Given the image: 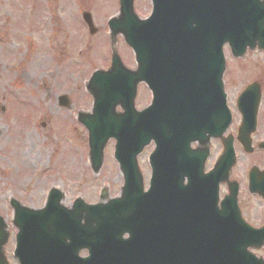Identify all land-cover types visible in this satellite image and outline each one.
I'll return each instance as SVG.
<instances>
[{
  "label": "water",
  "instance_id": "95a60500",
  "mask_svg": "<svg viewBox=\"0 0 264 264\" xmlns=\"http://www.w3.org/2000/svg\"><path fill=\"white\" fill-rule=\"evenodd\" d=\"M151 3V16L139 20L133 0H119V16L108 22L111 67L92 74L86 86L91 114H78L88 133L94 174L106 143L115 140L114 159L124 181L120 197L96 205L77 199L66 209L60 205L62 193L51 189L38 211L12 200L19 264H262L247 249L263 245L264 228L255 231L240 220L235 185H228L229 195L220 203L222 209L217 207L218 185L235 163L231 139L223 140L224 153L207 175H202L205 152L199 155L190 144L205 146L228 128L222 48L227 44L234 58H242L247 49H264V0ZM82 18L94 34L90 15ZM118 35L132 49L136 71L124 68L115 52ZM140 83L153 98L148 109L136 112ZM259 101L256 84L237 101L242 116L237 139L247 153L252 152L249 135ZM62 104H68L66 99ZM117 106L123 113L115 112ZM150 141L155 149L144 192L136 158ZM248 190L264 199V172L252 169ZM105 198L103 192L100 200ZM4 228L0 219V264H7ZM82 249L88 250L85 259L77 256Z\"/></svg>",
  "mask_w": 264,
  "mask_h": 264
},
{
  "label": "rangeland",
  "instance_id": "374dc122",
  "mask_svg": "<svg viewBox=\"0 0 264 264\" xmlns=\"http://www.w3.org/2000/svg\"><path fill=\"white\" fill-rule=\"evenodd\" d=\"M139 19L149 16L150 0H133ZM91 16L95 33L90 35L82 14ZM118 13V0H0V218L8 235L2 248L7 264H17L13 257L16 228L9 202L17 201L31 210L41 209L47 192L56 188L63 193L62 206L69 208L76 198L86 204L99 202L100 192L108 200L117 198L123 177L113 159L114 141L103 151V163L97 174L88 162L87 132L77 122L79 113L90 114L92 100L86 85L94 71L109 68L110 51L107 21ZM116 54L122 64L134 70L131 50L122 38H116ZM223 75L226 103L233 114V125L226 135L236 136L239 124L236 100L253 81L261 87L258 112L264 111V51L247 52L243 59L231 57L224 48ZM66 95L70 105L63 108L57 98ZM150 103L145 86L140 85L136 110ZM116 111L120 113L119 108ZM262 136L256 126L252 146ZM236 165L230 181L236 180L241 191L238 201L250 211V220L259 223L261 201L250 196L242 185L248 162L264 170V152L245 155L235 143ZM153 146L144 149L137 163L147 187V157ZM219 144L211 147L209 167ZM225 194V187L220 197ZM256 256H264L258 254Z\"/></svg>",
  "mask_w": 264,
  "mask_h": 264
},
{
  "label": "flooded vegetation",
  "instance_id": "af4514ba",
  "mask_svg": "<svg viewBox=\"0 0 264 264\" xmlns=\"http://www.w3.org/2000/svg\"><path fill=\"white\" fill-rule=\"evenodd\" d=\"M57 101H58V104L60 105V103H61V96L57 98ZM258 113H261V112H258ZM258 115H259V114H258ZM257 125H259V127H261V132H262V131H263V126H262V122H261V117L258 118ZM214 142H217V141H215V140H210L209 145H208V147H209V155H208V158H207V160H206V162H205V169H204L205 172H207L208 170H210V168L212 167V165H213V163H214V161H213L212 164H211L209 167H207L208 162H209L208 160H209L210 157H211V147H212V144H213ZM262 206H263V205H262ZM239 208H240V213H241V217H242V219H243L248 225H250L251 227H253V228H255V229H260V228H262V227L264 226V214L258 216V219H259L258 221H259V223L256 225V224H254V223L250 220V211H247V212H246V210L244 209V207L242 208L241 205H239ZM262 208H264V206H263ZM68 242H69V241L66 240V244H67ZM65 249H66V248H65ZM256 252H257V251H254V254H256ZM263 252H264V246L260 249V251L258 252V254L260 255V254H262ZM87 255H88V252H87L86 249H84V251H81V253L79 254V256L82 257V258L87 257ZM259 257H260V259H262L263 262H264V256H263V257H262V256H259Z\"/></svg>",
  "mask_w": 264,
  "mask_h": 264
},
{
  "label": "bare ground",
  "instance_id": "6f19581e",
  "mask_svg": "<svg viewBox=\"0 0 264 264\" xmlns=\"http://www.w3.org/2000/svg\"><path fill=\"white\" fill-rule=\"evenodd\" d=\"M108 201V197L104 199V202H107Z\"/></svg>",
  "mask_w": 264,
  "mask_h": 264
}]
</instances>
